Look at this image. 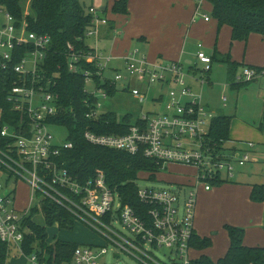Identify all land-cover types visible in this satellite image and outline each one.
I'll return each instance as SVG.
<instances>
[{"label": "built area", "instance_id": "1", "mask_svg": "<svg viewBox=\"0 0 264 264\" xmlns=\"http://www.w3.org/2000/svg\"><path fill=\"white\" fill-rule=\"evenodd\" d=\"M201 1L196 0L199 4ZM199 4L194 18L199 14ZM28 9L29 5L19 21L0 5V72L7 82L6 102L23 115L17 129L0 124V242L6 245L8 256L15 249L28 264H46L35 250L25 254L23 244L29 233L27 220H33V211L39 213L41 205L48 201L66 209L75 222L93 230L100 239L98 244L78 246L71 261L64 264H105L103 258L109 252L111 256L124 254L135 264H189L193 259L190 242L195 233L197 189L210 191L214 180H230L235 166L242 167L250 161L246 154L230 155L210 146L207 134L215 115L190 85L196 82L202 87L207 81L197 77L195 66L185 68L179 61L150 60L137 49L115 58L104 55L97 46L85 51L67 44V70L84 78L88 119L96 120L106 113L100 111V99L109 97L105 84L115 90L131 89L140 103L146 100L145 91L130 88L132 82L145 88L158 84L167 89L165 96L153 100L162 107L161 111L137 118L126 134L105 135L87 129L83 135L92 146L142 155L160 166L161 171L169 165L193 169L195 175L186 183L189 189L182 188V183L175 187L176 191L138 188V199L147 207L140 215L122 205L118 192L108 187L103 173L81 182L65 167L62 153L72 149V143L66 140L56 144L49 130L53 125L49 121L60 111L56 81L48 69L51 40L27 30L24 17ZM100 11L89 8L91 25L85 39L97 40L100 27L107 24ZM203 20L207 22L209 18L205 15ZM198 48L195 60L207 72L212 60L202 51V44ZM117 61L122 67L111 68L113 79L105 77V71ZM83 63H89L95 71L83 68ZM254 76L255 71L243 68L236 81L249 82ZM87 83L93 86L92 92L86 89ZM222 100L225 107V97ZM23 124H27L26 129ZM18 183L29 188L35 207H14ZM119 226L132 236L121 232ZM160 250L166 251L161 258L157 255Z\"/></svg>", "mask_w": 264, "mask_h": 264}, {"label": "rangeland", "instance_id": "2", "mask_svg": "<svg viewBox=\"0 0 264 264\" xmlns=\"http://www.w3.org/2000/svg\"><path fill=\"white\" fill-rule=\"evenodd\" d=\"M79 1L86 13L89 8L100 11L101 8L106 7V11L102 14V17L106 16L110 25L115 24L118 34L113 33L109 35L108 39H105L106 41L102 38L103 31L100 32L101 41L98 42V44L96 43L97 41L94 42V40H96L95 38L89 39L92 46H97L99 49L101 47L107 50L112 47L116 48L117 51H121L124 46L130 43L132 49H137L150 59L151 48L141 41L142 37L146 38V40H150V45H152V47H157L159 40H162V27L167 26V30L170 27V32H173L174 37L180 40L179 49L182 51L179 58L172 61L181 62L185 68L195 66V68L198 69L196 72L197 77L207 82H204L202 87L199 83L190 82L193 91L201 95L203 105L208 107L215 116L226 115L233 118L234 122L230 128V135L232 138L240 141L235 143L238 155L246 154L250 159L243 167L235 166L233 178H231V182L226 185L228 186L226 189L232 190L233 186H238L236 184L248 187V184L260 185L264 183V145L261 144L262 142L260 139L248 136L242 131V128H240L241 124H245L259 133H264V129L259 130V125L263 122L264 118V77H261V73L257 74L255 71L254 80L257 79V81L251 82L239 89H231L228 83L225 65L213 61L209 66V70L206 72L204 71L205 66L195 60V56L199 52L198 44H202L205 46L202 51L208 57H212L215 52L220 55L230 54L238 63H244L245 65H262V67H264V41L260 36L255 35L250 38L246 49H244V43L238 42L230 47L229 30L226 27H222L219 30L217 29V23L214 22L211 17L210 6L205 1H201L199 4L195 0H183L182 10L178 11L176 13L177 15H179L180 12H184L186 8L192 6L193 10L189 13L191 18L196 4L201 5L202 9L199 15L195 17V23L193 25L185 22V20L188 19L180 20L183 25L182 28L177 27L173 22V13L178 9H171V14H169L168 11L170 10L171 3L165 4V0H158L160 4H165V8L161 10L164 12H158L153 8V10L148 9L147 14H145L144 9L139 7L138 4L136 5V1H134L133 5H130V9H128V16H121L112 12L111 8L115 0ZM29 3L30 0H21L23 10L27 9ZM203 15H207L210 19L209 23L203 22ZM2 21L3 18L0 15V22ZM166 22L167 24H164ZM186 24L187 26H185ZM119 40H122L123 44H121ZM181 40H186L184 45ZM260 49H262V52ZM116 66L121 68L122 63L118 62L114 65H110L105 71V77L113 79L111 68ZM242 70V67L238 69L237 75H239ZM133 87L145 91L146 100L143 103H140L138 98L130 93L131 89L121 90L117 88L112 97L100 99L102 105L100 111L113 112L118 120H122L124 116H129L131 123L144 114H152L161 111L162 107L154 104L155 102L153 100L161 95L165 96L167 91L166 88H162L158 84L150 85L145 88L135 81L130 85V88ZM86 89L92 92L93 86L87 83ZM224 97L226 99V107H223L224 103L222 99ZM49 130L56 144L60 145L66 142L67 131L65 128L52 125L49 127ZM251 132L255 134L254 130H251ZM231 141L232 140L224 143L222 146L223 151L227 154L228 152L226 151L228 149L232 150L233 147ZM249 144H252L251 148L248 147ZM239 173H242L241 177L238 175ZM194 175L195 172L189 167L169 165L159 173L155 181L147 180L144 174L140 175L136 185L139 189L154 188L176 191L175 187L182 183L185 184L182 185L184 186L182 188L189 189L190 186L186 183L190 178L192 179ZM214 189H216V186L212 190ZM224 189L225 188H222L221 191ZM184 191L187 190H181V192ZM249 194V201L247 200L245 203L240 198L227 197L226 192L220 194L221 197H213L212 195H205L201 187L197 189L194 230L196 231V235L202 238L208 237L211 240V246L204 251L198 252V256L203 254L213 261L222 257L228 246V238L224 230V225L242 228L245 233L244 240L246 244L249 243V245H254L253 243L261 240L258 231L261 230L264 234V207L262 205L264 201L260 204L253 203L249 198ZM30 204L32 207H35L36 200L31 202V192L29 188L23 183H18L16 186L14 207L18 210H23ZM33 221L35 224L46 228V242L48 244H51L55 239L74 242L79 246L100 243V239L95 232L80 222H75L73 230L59 229L56 224L47 226L40 212L33 216ZM118 229L125 235L132 236L128 231L122 230L120 226ZM34 247L36 248V245H34ZM164 253H166L165 250H160L157 255L161 258ZM193 255L195 256L196 254L194 253ZM103 260L105 264H135L128 256L124 254L111 256V252H109ZM7 264L28 263L20 253L12 249L7 258Z\"/></svg>", "mask_w": 264, "mask_h": 264}, {"label": "trees", "instance_id": "3", "mask_svg": "<svg viewBox=\"0 0 264 264\" xmlns=\"http://www.w3.org/2000/svg\"><path fill=\"white\" fill-rule=\"evenodd\" d=\"M202 1L210 5L211 17L217 23V29L229 28L230 46L235 42H247L251 35H259L264 39V0ZM128 4L129 0H115L111 8L112 12L128 16ZM0 5L4 6L17 20L20 21L23 18L24 10L21 0H0ZM28 11L24 17L27 30L48 36L51 40L48 69L49 75L53 74L56 81L60 111L58 116L49 122L65 128L66 140L72 143V149L62 153L61 159L65 162V167L74 178L81 182L92 178L96 173H103L108 187L118 192L122 205L130 206L138 214H143L147 207L138 199L136 182L142 174L146 175L147 180L155 181L161 172V167L142 155H130L122 151L92 146L83 136L87 129L98 134L124 135L133 123L129 116L118 120L113 112L103 113L96 120L85 117L90 108L84 104L87 98L83 92L84 78L68 72L64 52L67 44L78 50H88L85 32L91 25V16L84 11L79 0H30ZM105 11L106 8L102 12ZM210 58L212 62L216 61L225 65L231 89H239L255 81L253 79L249 82H237L236 76L241 67L256 71L257 74L263 72L262 68L245 66L233 61L230 54L220 55L215 52ZM82 66L95 71L89 63H83ZM95 81L98 83V78H95ZM6 87L5 75L0 72V109L2 110L0 124H7L17 129L23 115L14 112L6 102ZM103 88L106 89L109 97L115 94L114 87H108L105 84ZM231 122L232 117L226 115H217L211 120L207 139L215 151H222L223 144L231 140ZM23 126L24 129L27 128V124ZM263 129L264 118L259 125V130ZM1 142L2 139H0V145ZM225 182L217 178L211 185L217 187ZM249 198L253 203H262L264 183L252 185ZM35 213L33 211L32 217ZM40 213L47 226L56 224L59 229L73 230L74 228L75 219L72 215L66 209L51 202H44ZM27 226L29 233L25 236L23 244L25 254L35 250L39 254L40 261L46 264H64L71 261L74 250L79 246L77 243L55 239L48 244L46 228L35 224L33 220H27ZM224 230L228 238V247L222 257L213 261L203 254L197 257L193 255L189 264H264V247L244 245L245 233L242 228L224 225ZM190 246L193 254H196L209 248L211 240L194 233ZM7 258V247L0 242V264H7Z\"/></svg>", "mask_w": 264, "mask_h": 264}, {"label": "crops", "instance_id": "4", "mask_svg": "<svg viewBox=\"0 0 264 264\" xmlns=\"http://www.w3.org/2000/svg\"><path fill=\"white\" fill-rule=\"evenodd\" d=\"M136 1V5L138 4L139 7H142L145 11V14H147V10L150 9V10H157L158 12H164V11H161L165 8V4H169L171 3L170 5V10L168 11L169 14H171V9L173 8H176L178 10H175V12L173 13L174 15V18H173V22L174 24L177 26V27H183L182 23L180 20H184V19H188V20H185V22H187L188 24H194V16H195V9L196 7L198 6L197 4L195 5L194 7V13H193V16L190 18V15L189 13L192 12L193 10V7H189V8H186L184 10V12H180L179 15H177L176 13L178 11H181L182 10V5H183V0H165V4H160L158 0H129V4H128V9H130V5H133V2ZM196 1V0H195ZM143 5V6H142ZM210 6V5H209ZM106 7H104L105 9ZM103 9V10H104ZM202 9V7L200 6V10ZM211 9V7H210ZM166 10V9H165ZM131 11V10H130ZM200 13V11H199ZM104 14V13H103ZM187 14V16H186ZM177 15V16H176ZM199 15V14H198ZM176 16V17H175ZM182 16V17H181ZM205 16V15H203ZM207 16V15H206ZM106 17V16H105ZM107 19V18H106ZM191 19V20H190ZM214 21V20H213ZM204 23H209L210 22V19L206 22L203 20ZM215 22V21H214ZM164 24H167L164 23ZM187 26V24L185 25ZM167 26H163L162 27V33H161V39L162 40H159V44L158 46L156 47H152L151 42L150 40H146V38L142 37L141 41L146 44L147 46H150V52H151V56L150 57V60H160V61H164V62H174L172 60H176L177 58H179V56L182 54L179 49V41L178 38H175L174 37V33L173 32H170L171 29L170 27L168 28V30L166 29ZM227 28V27H226ZM229 30V28H227ZM103 31V32H102ZM100 32H102V35L104 38V41H106L105 39H108V36L115 33V34H118L117 30H116V27H115V24L113 25H110L109 23V20H107V24L106 25H103L100 27V30H99V35L97 37V40H94L97 41L96 43L98 44V42H100ZM230 32V30H229ZM105 34V35H104ZM106 36V37H105ZM255 35H251L249 37L252 38L254 37ZM259 36V35H258ZM260 38L264 41V39L260 36ZM90 38H87L85 39V43L86 45L89 47V48H92V44L90 43L89 41ZM249 39L247 40V42H238V43H244V49H246V46H247V43L249 41ZM121 44H123V41L122 40H119ZM183 41V45L184 43L186 42V40H181ZM237 43V42H235ZM234 44V43H233ZM232 44V45H233ZM264 44V42H263ZM232 45L230 47H232ZM263 46V45H262ZM261 46V48H262ZM205 46L202 45V49L204 48ZM101 49V50H100ZM100 49L98 48L99 51H101L104 55H109V56H113L115 58H119L123 55L126 54V52H128L129 50H132V47L130 46V43L127 44V46H124L123 49L121 51H117L116 48H108L107 50H105V48H101ZM260 51L262 52V49H260ZM231 56V55H230ZM231 59L235 62H237L236 60H234L232 57ZM120 61H117V62H113L112 64L114 65L115 63H118ZM121 63V62H120ZM238 63V62H237ZM253 63V62H251ZM111 64V65H112ZM240 64H243L245 65L244 63H240ZM250 66V64H248ZM248 65H245V66H248ZM251 66H256L258 68H262L263 72L261 73V77H264V67H262V65H251ZM257 81V79L255 80ZM254 82V81H253ZM226 107V106H225ZM208 108V107H207ZM209 109V108H208ZM210 110V109H209ZM233 118H232V122H231V126H232V123H233ZM242 128V131H244V133H246L248 136L252 137V138H256V139H260V141L262 142L261 144L264 145V133H259L257 132L255 129H253L252 127H249L245 124H241L240 125ZM236 129H237V126H236ZM251 130H254L255 131V134L251 132ZM236 138V137H235ZM230 139L232 140L231 141V145L233 143V147L232 149L234 150H230L228 149L226 152H228V154H232V153H238V150L236 149V142H240L234 138L231 137L230 135ZM227 149V148H226ZM243 167V166H242ZM238 175H240V177L242 176V173H239ZM231 181L228 180L226 181L225 183L219 185V187L217 186L216 189L212 190L214 187H212L210 189V191H204L203 189V192L205 193V195H212L213 197H221L220 194H222L223 192H226V196L227 197H230V198H240L242 201H244L246 203V201L248 200V194L249 192L251 191V184H248V187H246L245 185H240V184H236L238 186H233L232 190L230 189H226V185H228V183H230ZM222 188H225L223 191H221ZM233 191H234V194H233ZM249 201V200H248ZM263 207H264V202H263ZM196 212V210H195ZM195 220V218H194ZM196 233V231H195ZM258 234L259 236L261 237V240L260 241H257L255 243H253L254 245H249V243L246 244L245 240H243L244 242V245L246 246H249V247H264V234L261 232V230L258 231ZM227 235V234H226ZM258 244H261V245H258ZM228 247V246H227ZM227 250V249H226ZM226 252V251H225ZM224 252V253H225ZM224 255V254H223ZM222 255V256H223ZM196 257L198 256L197 253L195 255Z\"/></svg>", "mask_w": 264, "mask_h": 264}, {"label": "water", "instance_id": "5", "mask_svg": "<svg viewBox=\"0 0 264 264\" xmlns=\"http://www.w3.org/2000/svg\"><path fill=\"white\" fill-rule=\"evenodd\" d=\"M104 8H101V11H103Z\"/></svg>", "mask_w": 264, "mask_h": 264}]
</instances>
